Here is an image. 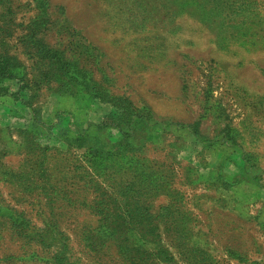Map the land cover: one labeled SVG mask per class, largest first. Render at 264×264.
I'll list each match as a JSON object with an SVG mask.
<instances>
[{
    "label": "rangeland",
    "instance_id": "1",
    "mask_svg": "<svg viewBox=\"0 0 264 264\" xmlns=\"http://www.w3.org/2000/svg\"><path fill=\"white\" fill-rule=\"evenodd\" d=\"M0 264H264V0H0Z\"/></svg>",
    "mask_w": 264,
    "mask_h": 264
}]
</instances>
